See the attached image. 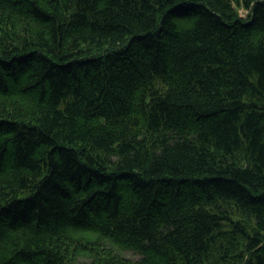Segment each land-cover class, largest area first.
Instances as JSON below:
<instances>
[{
	"label": "trees",
	"instance_id": "trees-1",
	"mask_svg": "<svg viewBox=\"0 0 264 264\" xmlns=\"http://www.w3.org/2000/svg\"><path fill=\"white\" fill-rule=\"evenodd\" d=\"M0 264H264V0H0Z\"/></svg>",
	"mask_w": 264,
	"mask_h": 264
},
{
	"label": "rangeland",
	"instance_id": "rangeland-1",
	"mask_svg": "<svg viewBox=\"0 0 264 264\" xmlns=\"http://www.w3.org/2000/svg\"><path fill=\"white\" fill-rule=\"evenodd\" d=\"M128 255H131V253H128ZM132 255H134V254H132ZM133 257H137L136 255H134Z\"/></svg>",
	"mask_w": 264,
	"mask_h": 264
}]
</instances>
